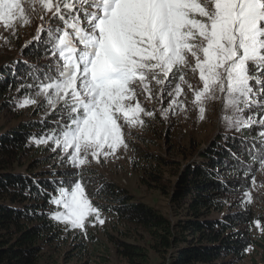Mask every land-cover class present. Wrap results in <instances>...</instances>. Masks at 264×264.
I'll return each instance as SVG.
<instances>
[{
  "label": "snow or ice",
  "instance_id": "6c2138e0",
  "mask_svg": "<svg viewBox=\"0 0 264 264\" xmlns=\"http://www.w3.org/2000/svg\"><path fill=\"white\" fill-rule=\"evenodd\" d=\"M33 16L42 21L35 40L54 59L29 65L23 77L13 73L19 88L33 90L16 107L49 109L51 120L28 140L61 166L116 157L128 148L125 128H142L145 117L195 112L203 120L209 102H218L234 133L224 139L235 142L245 129L252 137L240 141L249 160L233 153L240 170H264V0H0V26L13 34ZM140 97L160 107L146 109ZM52 175L61 178L51 191L33 181L54 206L46 215L86 238V225L105 223L101 208L80 171ZM243 195L251 202L249 191Z\"/></svg>",
  "mask_w": 264,
  "mask_h": 264
},
{
  "label": "trees",
  "instance_id": "16d2710c",
  "mask_svg": "<svg viewBox=\"0 0 264 264\" xmlns=\"http://www.w3.org/2000/svg\"><path fill=\"white\" fill-rule=\"evenodd\" d=\"M46 46L39 43L9 63L0 60V115L16 109L17 91L29 90L19 88L21 81L14 78L13 73L23 77L29 65L43 67L54 59L49 55V61L41 64L40 58L47 57ZM38 117L39 113L29 117L11 131L4 132L0 128V264L58 263L45 247H54L61 240L62 224L46 215L54 206L37 196V187L33 183L35 180L51 191L50 181L58 178L52 175L53 172L38 171L39 160L32 165H26L24 161L32 152L41 150L39 147L36 150L28 140L30 135L39 136L43 130ZM248 131L245 129L236 134L239 136L235 142L224 139L222 133L199 153L200 161L195 158L197 150L193 148L191 154H186V167L182 173L179 171L173 189L157 187L171 198L173 219L152 206L133 201L127 192L113 184L103 185L99 195L89 189L91 199H105L106 203L101 205L93 201L104 213L131 228L144 230L151 239L149 246L118 240L119 252L129 264H152L151 250L162 259L160 264H235L247 258L245 249L254 245L264 248V243L256 241L251 233L257 220L264 229V217H256L250 206L243 210L238 202L233 204L236 208L233 212L226 211L228 201L225 197L248 188L251 177L258 172L259 165L256 164L246 176L233 155L236 153L240 159L249 160L240 143L245 137L249 144L252 142ZM233 135L229 133L225 137ZM255 139L261 137L255 136ZM139 155L145 162L159 166L166 164L156 155L143 151ZM145 172L148 176L142 177V184H146L148 177L161 184L163 178L157 168L152 166ZM85 184L88 189V182ZM86 242L82 238L76 244L83 255L91 251ZM95 248L100 250L97 244ZM94 257L95 252L76 264H95ZM106 260L107 257H103V264Z\"/></svg>",
  "mask_w": 264,
  "mask_h": 264
},
{
  "label": "rangeland",
  "instance_id": "374dc122",
  "mask_svg": "<svg viewBox=\"0 0 264 264\" xmlns=\"http://www.w3.org/2000/svg\"><path fill=\"white\" fill-rule=\"evenodd\" d=\"M42 21L36 17H32V21L28 26H18L15 34L5 30L0 26V60H6L9 63L11 60L18 59L24 52L39 44L35 40L37 36L38 26ZM47 47V46H46ZM40 58L41 64L48 62L50 57ZM8 60V61H7ZM24 93H33L29 89L27 92L15 93L16 102L24 98ZM37 99L43 103L42 97ZM143 106L146 109H158L160 105L156 102H148L144 97H140ZM39 113L37 121L51 120L48 115L49 109L43 108L39 111L36 105H31L25 108L16 107L14 110L5 111L0 115V128L4 132L11 131L18 127L19 123L25 121L29 117H34ZM222 110L218 102H209L205 113V118L199 120L196 113H189L187 116L184 113H178L172 116L169 120L150 119L145 117V125L135 128H125L127 150L121 149L116 157L104 160L101 164L92 161L83 166L82 169H73L70 165L64 164L61 166L60 158L44 145L39 146V153H31L24 160L26 165L34 164L35 160H39L38 171L55 172L62 174L66 172L80 171L83 181L88 182V189L99 194L103 185L113 184L129 194L133 201L145 203L159 210L166 217L173 219L174 209L171 207V198L164 194L157 187H164L166 190H172L179 171L181 173L186 167V154H191L193 148L196 149L195 158L200 161L199 153L206 149L216 137L224 135V137L233 133L226 131V125L222 120ZM239 134V133H238ZM236 135V134H235ZM239 136V135H236ZM35 146V145H34ZM37 148V149H36ZM38 150V147L35 146ZM145 152L156 155L159 159L166 161V164L158 165V163L145 162L139 155V152ZM36 164V165H37ZM157 168V171L162 175L161 184H157L154 179L148 177L146 184H142V177L148 176L146 169ZM85 177V178H84ZM55 178L60 179L59 175ZM68 179V177H64ZM90 181V185H89ZM153 185V186H152ZM245 191L251 194V202L247 201V197L243 195ZM100 205L105 202V199L96 198ZM228 201L226 208L227 212H233L236 208L233 206L235 202L240 204L243 210L249 206L255 213L256 217H264V170H258L255 175V184L251 181L250 186L245 190L225 197ZM243 201V203H242ZM94 203V202H93ZM96 205V204H94ZM243 205V206H242ZM247 205V206H246ZM101 218L105 223L101 226L98 223L95 227L86 225L87 237L79 229L73 230L62 224L61 240L54 247H45L51 255L55 256L57 264H76L81 259L87 258L95 252V264H103V257H107L105 264H129L119 252V243L127 242L143 246H149L150 238L144 230H136L130 225L120 223L111 215L101 211ZM92 219V218H90ZM258 220L255 221L251 228V233L256 241L264 243V229L261 222L257 227ZM85 238L87 240L88 249L91 250L88 254H81L76 244ZM92 238V239H91ZM95 244L100 250H95ZM152 264H160V259L152 250ZM247 258L235 264H264V248L254 245L249 248ZM85 262V261H82Z\"/></svg>",
  "mask_w": 264,
  "mask_h": 264
}]
</instances>
